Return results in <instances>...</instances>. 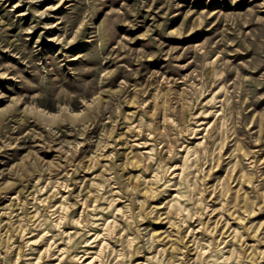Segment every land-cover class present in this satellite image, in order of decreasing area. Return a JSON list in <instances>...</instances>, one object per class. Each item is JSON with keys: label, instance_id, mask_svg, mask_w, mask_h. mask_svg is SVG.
Listing matches in <instances>:
<instances>
[{"label": "rangeland", "instance_id": "rangeland-1", "mask_svg": "<svg viewBox=\"0 0 264 264\" xmlns=\"http://www.w3.org/2000/svg\"><path fill=\"white\" fill-rule=\"evenodd\" d=\"M93 256L264 264V0H0V264Z\"/></svg>", "mask_w": 264, "mask_h": 264}, {"label": "bare ground", "instance_id": "bare-ground-1", "mask_svg": "<svg viewBox=\"0 0 264 264\" xmlns=\"http://www.w3.org/2000/svg\"><path fill=\"white\" fill-rule=\"evenodd\" d=\"M85 257H86V256H85ZM94 258H95L94 256L91 257L88 261L84 262V264H89V263H91V262L93 261Z\"/></svg>", "mask_w": 264, "mask_h": 264}]
</instances>
